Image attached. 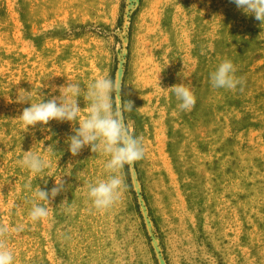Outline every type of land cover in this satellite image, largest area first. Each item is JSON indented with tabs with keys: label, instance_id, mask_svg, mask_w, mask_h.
Instances as JSON below:
<instances>
[{
	"label": "rangeland",
	"instance_id": "374dc122",
	"mask_svg": "<svg viewBox=\"0 0 264 264\" xmlns=\"http://www.w3.org/2000/svg\"><path fill=\"white\" fill-rule=\"evenodd\" d=\"M225 59L242 87H212ZM99 76L122 83L125 122L145 149L103 211L86 193L106 178L105 158L68 151L78 124L27 130L17 118ZM182 82L196 98L187 111L163 90ZM78 103L84 118L83 93ZM29 150L50 166L22 168ZM60 178L48 217L31 221V190ZM0 225L14 264H264L261 22L231 0H0Z\"/></svg>",
	"mask_w": 264,
	"mask_h": 264
},
{
	"label": "clouds",
	"instance_id": "9594fccd",
	"mask_svg": "<svg viewBox=\"0 0 264 264\" xmlns=\"http://www.w3.org/2000/svg\"><path fill=\"white\" fill-rule=\"evenodd\" d=\"M231 2L246 15L254 16L264 26V0ZM236 71L231 60H223L210 74L212 87L226 90H235L238 85L242 87L243 78L237 77ZM122 88V83L114 78L99 76L88 85L86 91L77 82H67L58 88L59 96H53L47 101L43 99L29 103V96L17 97V103L30 104L17 117L27 130L29 126H44L52 120L78 124V127L72 129L74 134L67 139L71 155L75 157L82 149L90 147L92 153L105 158L103 167L106 178L89 184L86 193L93 207L100 211L110 208L119 199L124 185L120 173L124 167H131L145 154L142 138L136 136L125 122L124 112L132 111L133 103L122 98ZM163 90L174 94L178 101L177 108L181 111L190 110L196 102L193 91L184 82ZM82 93L87 101V115L84 118L80 117L82 109L78 103ZM117 97L121 98L119 106L116 104ZM23 153L17 163L33 175L50 166L49 161L42 155L31 150ZM55 185L50 191L42 190L40 186L31 190L33 199L28 214L31 221L48 217L50 201L64 190L63 179L55 180ZM41 201L44 203H39ZM8 231L6 226L0 225V264H14V254L5 243Z\"/></svg>",
	"mask_w": 264,
	"mask_h": 264
}]
</instances>
